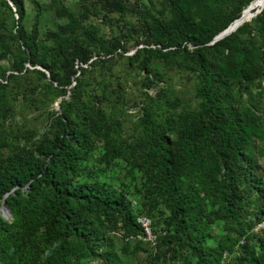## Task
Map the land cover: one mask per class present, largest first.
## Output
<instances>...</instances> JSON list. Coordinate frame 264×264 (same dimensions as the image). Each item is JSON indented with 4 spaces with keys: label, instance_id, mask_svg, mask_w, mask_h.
<instances>
[{
    "label": "trees",
    "instance_id": "16d2710c",
    "mask_svg": "<svg viewBox=\"0 0 264 264\" xmlns=\"http://www.w3.org/2000/svg\"><path fill=\"white\" fill-rule=\"evenodd\" d=\"M8 1L0 7L16 20L0 19V59L9 63L0 71V206L10 213L0 214V264H128L147 245L137 216L151 221L149 264H264V232H251L264 220L256 159L264 157V6L212 42L257 0H166L167 18L138 0H83L100 20L124 18L131 3L139 11L151 47L126 66L143 73L144 88L160 81L159 62L194 79L193 106L167 90L143 92L136 132L122 137L118 89L97 93L84 74L111 59L91 61L93 53L125 50L129 21L125 36L104 40L49 0L66 23L40 37V6L26 31L23 1ZM97 145V164L121 162L138 182L133 193L90 180Z\"/></svg>",
    "mask_w": 264,
    "mask_h": 264
},
{
    "label": "rangeland",
    "instance_id": "374dc122",
    "mask_svg": "<svg viewBox=\"0 0 264 264\" xmlns=\"http://www.w3.org/2000/svg\"><path fill=\"white\" fill-rule=\"evenodd\" d=\"M25 8V16L22 20V27L24 30L29 31L32 26L33 18L35 15V10L33 4L36 3L41 8V13L38 18L37 31L38 35L41 37L46 32H51L57 30L58 27L66 23L65 19L57 18L52 8L49 5V0H22ZM66 9L72 12L76 17L81 16L83 18L82 22L84 25L92 26L96 29L97 34L101 36L104 40H108L112 36H125L123 31L124 25L123 21L128 20L130 28L129 35L121 39V44L124 47V51L117 50L119 56L115 53L112 55H103L102 52L98 54L93 53L91 56V61H98L99 59H107L106 64L103 68H99L97 65L93 67L87 66V72L84 74V85L92 88L95 92H99L102 89H118L120 93L119 101L120 104L118 109L120 110L121 119V135L122 137H127L132 133L136 132V120L140 116V100L142 99V93L146 92L148 95L153 96L160 90H167L168 94L171 96H176L182 101L194 105L196 99L193 93L194 79L186 71L182 69H175V67H168L167 65L159 62L157 64V74L160 81L154 82L149 88H144L140 84L142 72H138L135 68H129L126 66V58L136 50L141 47H151L147 45L149 41V36L143 25V19L139 16V11L137 14L134 13L135 6L137 8L147 9L156 18H167L166 13V0H138L137 5L130 4L132 8V13L126 15L124 18L119 17L116 14H112L106 19L100 20V17L94 15L91 9L83 8V0H58ZM254 7V12L257 10ZM245 11V10H244ZM243 14V13H242ZM11 16L16 20V16L12 13H8L4 8L0 7V19L3 22L10 23ZM188 49H191L187 46ZM25 68L31 69L28 63L24 64ZM85 67V66H83ZM4 68V69H3ZM36 69H40L35 66ZM9 69L8 59H0V71ZM47 75V72H45ZM253 93V91H252ZM264 112V102L260 106ZM49 110L58 111V105L56 102L49 104ZM264 113L258 114V116H263ZM121 118V117H120ZM101 152L100 146L97 145L94 150L90 153L88 166L94 171L91 175L90 180H95L99 183H105L109 188H117L121 191L131 192L138 186V182L129 181L124 172L123 164L119 161L116 165L110 169H104L102 164H97V157ZM257 164L259 166L258 174L261 177L262 186L264 189V157L256 156ZM157 220V217L152 219V222ZM260 223H264V220L255 223L252 229ZM251 232L254 234H260L258 232ZM213 234H218L219 232L211 230ZM210 241L208 244H211ZM152 253L149 249L148 244L143 245L141 251L137 255L128 261V264H149L150 254ZM227 259V258H226ZM224 261V260H223ZM85 264H98L96 260L94 261H83ZM173 264H179V261H175Z\"/></svg>",
    "mask_w": 264,
    "mask_h": 264
},
{
    "label": "built area",
    "instance_id": "2783aa9c",
    "mask_svg": "<svg viewBox=\"0 0 264 264\" xmlns=\"http://www.w3.org/2000/svg\"><path fill=\"white\" fill-rule=\"evenodd\" d=\"M136 223L140 226V228L142 230V235H143L142 240L144 242H146L150 247H153L154 243H155V237L151 232V221H150V219L147 217H144V216H137L136 217ZM252 231L258 232V233L264 232V223L257 224L252 229ZM239 243H242V241H240ZM227 257H228V255L226 253H223L222 261L226 260Z\"/></svg>",
    "mask_w": 264,
    "mask_h": 264
},
{
    "label": "water",
    "instance_id": "95a60500",
    "mask_svg": "<svg viewBox=\"0 0 264 264\" xmlns=\"http://www.w3.org/2000/svg\"><path fill=\"white\" fill-rule=\"evenodd\" d=\"M6 2H7V3L9 4V6H10V2H9L8 0H6ZM250 4H251V3H250ZM250 4H249V5H250ZM249 5H248V6H249ZM248 6H247V7H248ZM247 7H246V8H247ZM246 8H245V9H246ZM261 9H262V8H260V9H259L258 11H256V12H254V13L252 14V16L249 17V19L252 18V17H254L256 14H258V13L260 12ZM243 11H244V10L241 11V15H242ZM241 15H240V17H239L237 20H235L234 22H232V24L229 25L225 30H223V31L220 32L217 36H215V37L213 38L212 42H215V41H217V40H220V39L226 37L227 35H229L230 33H232L237 27H239L243 22H247V21H249V19H246L245 21H242V19H241ZM0 214H1L2 218H4L5 220H9V217H10L9 210H8L7 208L4 207L3 203H2L1 206H0Z\"/></svg>",
    "mask_w": 264,
    "mask_h": 264
},
{
    "label": "bare ground",
    "instance_id": "6f19581e",
    "mask_svg": "<svg viewBox=\"0 0 264 264\" xmlns=\"http://www.w3.org/2000/svg\"><path fill=\"white\" fill-rule=\"evenodd\" d=\"M250 5H249L250 7L248 9H246V10L244 9L245 11H243V14L241 15L242 21H245L246 19H249V17L252 16V14L254 13V7L255 6H260V8H262L264 6V0H257L255 2L253 1ZM259 9H257L256 11H258Z\"/></svg>",
    "mask_w": 264,
    "mask_h": 264
}]
</instances>
